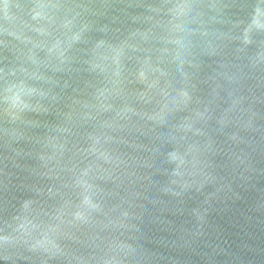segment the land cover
Masks as SVG:
<instances>
[{"label":"water","instance_id":"1","mask_svg":"<svg viewBox=\"0 0 264 264\" xmlns=\"http://www.w3.org/2000/svg\"><path fill=\"white\" fill-rule=\"evenodd\" d=\"M0 264H264V0H0Z\"/></svg>","mask_w":264,"mask_h":264}]
</instances>
